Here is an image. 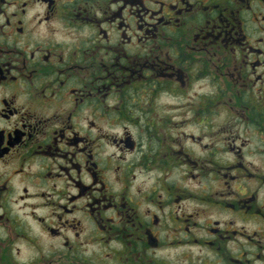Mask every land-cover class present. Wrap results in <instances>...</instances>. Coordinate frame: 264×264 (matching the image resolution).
I'll return each mask as SVG.
<instances>
[{"label": "flooded vegetation", "instance_id": "flooded-vegetation-1", "mask_svg": "<svg viewBox=\"0 0 264 264\" xmlns=\"http://www.w3.org/2000/svg\"><path fill=\"white\" fill-rule=\"evenodd\" d=\"M173 111L198 130L166 133ZM192 240L264 264V0H0V264H167Z\"/></svg>", "mask_w": 264, "mask_h": 264}, {"label": "rangeland", "instance_id": "rangeland-1", "mask_svg": "<svg viewBox=\"0 0 264 264\" xmlns=\"http://www.w3.org/2000/svg\"><path fill=\"white\" fill-rule=\"evenodd\" d=\"M160 106H176V100L174 98L170 97H161L157 101ZM175 114V118H174ZM165 117L170 120V123L175 124L171 127V130H168L166 133H171L173 135H177V132H195L198 130V127L194 124H191L189 115L186 114H180L179 112L169 113L165 115ZM187 118V119H186ZM190 118V119H189ZM184 120V121H183ZM104 121V119L102 120ZM121 132V130H118ZM184 165L178 164L177 167H168L166 171L169 172L168 180L175 181L181 184L182 187H189L190 191L194 190L196 193V189L198 190L197 199H190L185 201V208L187 211L190 212L194 210H198L200 212L199 216L196 217V221L198 226L193 228L194 233L200 238L199 236H204V224H208L210 222V218H212V214L210 212V207L206 205V203H202V199L200 197L202 196L204 190H202L199 186V182L197 180L192 179L189 177V179L184 174ZM140 180H143V176L139 177ZM168 206V205H167ZM195 221V220H194ZM186 241V240H183ZM191 242V243H190ZM188 242H182L178 243V246H173L172 248H167L165 250V256H166V262L167 264H205V256L207 253V248L205 247L204 243L202 244H195L193 240Z\"/></svg>", "mask_w": 264, "mask_h": 264}]
</instances>
